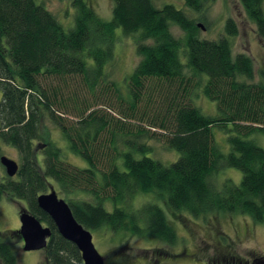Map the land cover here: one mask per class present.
I'll return each instance as SVG.
<instances>
[{
	"label": "trees",
	"instance_id": "trees-1",
	"mask_svg": "<svg viewBox=\"0 0 264 264\" xmlns=\"http://www.w3.org/2000/svg\"><path fill=\"white\" fill-rule=\"evenodd\" d=\"M111 1L112 17L106 21L85 0H72L75 17L66 30L35 0H0V144L19 155L17 174L0 182V199L23 201L29 213L50 228L43 250L47 264H83L77 248L37 206V197L51 187L88 231L106 229L167 245L176 243L175 229L156 203L133 210L138 195H155L175 214L199 218L231 213L264 222V149L248 139L264 134V82H253L248 55L232 56L235 22L227 19L224 35L205 40L198 36L195 21L173 5ZM182 1L189 11L201 14L210 0ZM239 2L264 43V0ZM172 26L184 37L176 38ZM117 28L137 37L140 56L125 81L126 91L106 79ZM54 80L71 99L78 88L96 101L103 98L107 112L87 113L76 105L70 112L60 103L58 108L56 101L64 94L60 86L49 88ZM149 82L152 88L146 92ZM105 90L112 99L100 96ZM197 90L215 103L216 116L196 108L192 96ZM143 101L147 109L138 114ZM44 120L61 131L69 152L83 158L87 167L71 165L54 142L45 140ZM228 124L230 151L223 154L213 129L226 130ZM153 138L176 151L178 159L166 166L146 156L152 151L147 140ZM224 167L240 171L241 181H226L217 191L209 179ZM107 204L111 211L105 209ZM15 240H21L18 231L0 232L1 264H16Z\"/></svg>",
	"mask_w": 264,
	"mask_h": 264
},
{
	"label": "rangeland",
	"instance_id": "rangeland-1",
	"mask_svg": "<svg viewBox=\"0 0 264 264\" xmlns=\"http://www.w3.org/2000/svg\"><path fill=\"white\" fill-rule=\"evenodd\" d=\"M71 1L35 0V3L51 12L67 30L73 26L75 17V9L72 7ZM85 1L100 18L106 21L111 19L113 7L111 0ZM153 2L158 8L170 4L176 9L182 10L197 25L201 24L204 27V30L199 29L198 36L205 40H217L224 35V24L227 19H232L238 30L237 36L231 39L232 56L239 53L248 55L254 66L253 82H264V43L259 39L255 25L246 17L239 0H210L204 4L201 14L189 11L182 0H153ZM170 30L176 38L181 39L184 37V33L178 27L172 26ZM115 34L113 59L106 67V79L108 81L114 80L119 88L122 87V91H126L125 81L132 74L133 69L140 60L136 50L137 37L125 36L119 28L115 30ZM58 82L54 80L51 84L48 83L49 88L57 89L60 86L61 92L64 94L61 101H56L58 108L61 104L65 106L66 110L74 112L72 107L76 105L79 110H87V113L98 109L107 112L102 106L104 104L102 102L103 98L96 101L83 92L81 88H78L76 97L71 99L65 87ZM75 83L78 82L75 81ZM67 84H70V81ZM150 85L151 82L147 85L150 89L146 92H150L152 88V85ZM72 87L74 88V86ZM101 95H106V97L112 99L111 93L106 90ZM123 97L126 98L124 93ZM116 100L114 98L112 102L116 103ZM192 101L203 114L217 115L215 103L204 97L200 91L195 92ZM120 104H122L121 106H127L123 102H120ZM146 109L147 105L143 101L138 105L136 111L139 114V112ZM148 109H150V106ZM67 117L70 120L76 119L68 115ZM136 122L134 121L132 124L136 126ZM122 123L126 127L129 125L128 121ZM42 126L45 140L49 139L54 142L61 149L63 158L68 163L78 168L87 167V163L83 158L69 152L67 143L58 128L47 120L43 121ZM231 130V124L227 125L226 130L213 129L215 145L223 154H228L230 151L227 138L232 133ZM248 139L253 140L259 147L264 149L263 133H254ZM147 143L152 147V151L147 152L145 155L161 162L163 165L167 166L179 157L176 151L167 149L158 138L147 140ZM118 148L119 150L123 149L121 144L118 145ZM129 150V147H124V151ZM2 156L19 163L18 152L4 144H0V157ZM118 165L122 170L121 162ZM6 177L5 170L0 164V182H3ZM241 177L240 171L224 167L213 175L209 182L213 189L220 191L224 182L230 181L238 185ZM50 189H48V192ZM59 198L63 199L62 196H59ZM147 203H156L163 210L169 223L176 231V243L167 245L160 241L146 240L121 232L113 233L106 229L90 231L92 243L97 252L104 257L106 264H225L222 259L233 256L241 260L250 259L253 256L254 258L264 257V222L255 223L248 216L231 213H212L199 218L187 213L175 214L167 208L162 199L155 195H138L132 202V209L139 210ZM23 209H26L23 201L10 200L8 197L3 196L0 199V232L17 231L20 227L19 215ZM105 209L111 211L112 207L107 204ZM11 243L16 254V264H47L42 250L25 252L22 249L23 243L21 240H15Z\"/></svg>",
	"mask_w": 264,
	"mask_h": 264
},
{
	"label": "water",
	"instance_id": "water-1",
	"mask_svg": "<svg viewBox=\"0 0 264 264\" xmlns=\"http://www.w3.org/2000/svg\"><path fill=\"white\" fill-rule=\"evenodd\" d=\"M198 27L204 30L201 24H198ZM0 164L8 178H13L17 174V162L2 156ZM36 203L51 219L58 234L77 248L83 264H106L104 257L97 252L92 243L90 231L75 220L70 207L58 197L55 190L50 189L49 192L40 194ZM19 221L20 227L17 231L23 243V251H43L51 236L50 228L44 227L27 209L22 210Z\"/></svg>",
	"mask_w": 264,
	"mask_h": 264
},
{
	"label": "flooded vegetation",
	"instance_id": "flooded-vegetation-1",
	"mask_svg": "<svg viewBox=\"0 0 264 264\" xmlns=\"http://www.w3.org/2000/svg\"><path fill=\"white\" fill-rule=\"evenodd\" d=\"M225 264H264V257H251L250 259L241 260L235 256L228 258V259H222ZM106 263V262H105Z\"/></svg>",
	"mask_w": 264,
	"mask_h": 264
},
{
	"label": "bare ground",
	"instance_id": "bare-ground-1",
	"mask_svg": "<svg viewBox=\"0 0 264 264\" xmlns=\"http://www.w3.org/2000/svg\"><path fill=\"white\" fill-rule=\"evenodd\" d=\"M48 217V216H47Z\"/></svg>",
	"mask_w": 264,
	"mask_h": 264
}]
</instances>
